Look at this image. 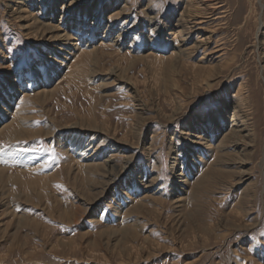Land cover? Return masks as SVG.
<instances>
[{"label": "rangeland", "instance_id": "obj_1", "mask_svg": "<svg viewBox=\"0 0 264 264\" xmlns=\"http://www.w3.org/2000/svg\"><path fill=\"white\" fill-rule=\"evenodd\" d=\"M0 130V264H264V0H0Z\"/></svg>", "mask_w": 264, "mask_h": 264}, {"label": "bare ground", "instance_id": "obj_2", "mask_svg": "<svg viewBox=\"0 0 264 264\" xmlns=\"http://www.w3.org/2000/svg\"><path fill=\"white\" fill-rule=\"evenodd\" d=\"M207 2V1H206ZM209 2H210V0H209ZM213 2H215V1H213ZM203 3V2H202ZM205 4V6H204V9H203V11H201L202 10V6ZM204 4L203 5H197V4H195L196 6H195V8L196 7H200V8H197L196 9V12H194V13H192V14H189V20H188V25H186L185 26V30H186V34L188 35V37H191V36H194V35H196V30L194 31V28H196L195 26L196 25H202V24H204V23H206V22H204L205 21V19H209V18H211L210 17V10H211V12H212V9H213V7H215L216 8V5H218L219 4V2L217 1L215 4L214 3H211V4H206L205 2H204ZM261 5V4H260ZM217 9V8H216ZM214 12V11H213ZM213 14V13H212ZM188 19V18H187ZM182 20V19H181ZM192 21H193V23H192ZM183 22H185L184 21V19H183ZM194 24V26H190L191 24ZM182 26V25H181ZM184 26V25H183ZM52 30V32H55L56 33V35L53 37V39H52V41L53 42H59V43H61V45L62 46H66V44H63V42L64 41H76L77 39H75V38H73L72 36H70L69 34H67L65 31H60V32H56L54 29H51ZM108 30H112V27H111V25L108 27V29H107V32H106V34H108ZM198 30H200V29H197V31ZM260 31V29L258 28V32ZM183 33V32H182ZM110 35V34H109ZM124 35V34H123ZM198 35V34H197ZM52 37V36H51ZM120 38H122V35L120 36V37H118L117 39H116V41L115 40H113L111 43L112 44H115V42H119V40H120ZM185 42V41H184ZM111 45V44H110ZM70 46H72L73 48H75L76 46H77V44H74V43H72ZM85 46V45H84ZM106 46V45H105ZM109 46V45H108ZM86 47V49H87V46H85ZM92 49V48H91ZM96 50V48L95 49H93V50H91L90 52L89 51H85L84 52V54L85 53H92V52H94ZM61 51V50H60ZM219 51H221V50H219ZM83 67H84V65H83V63L81 62V56L79 57V56H77V59H76V61H75V65H74V62H73V64L71 65V67H70V69H69V71L66 73V76H67V78H69V79H71L72 81H74L76 78H77V76L79 75V74H81L82 73V70H83ZM45 92H47V91H42V92H40V93H45ZM27 97V95H24L23 96V98L21 99V101L19 102V104H20V106H21V104L23 103V100H24V98H26ZM20 106H18V110H16V113H17V117H18V115H19V113H20V111H22L23 109L25 110L27 107H26V105H23L22 107H20ZM14 123H8L7 125H5L4 127H3V129L2 130H4V129H7L8 127H10V126H12ZM2 130H0V132L2 131ZM242 131V130H241ZM204 146L206 147V148H208L209 147V142L208 141H206V142H204ZM86 147V146H85ZM84 147V148H85ZM86 151H88V153H87V156H85V157H83V160H86V161H96V160H98L99 158H100V156H98V151L100 150L99 148H93L92 146H90V148L88 149V147H86ZM94 149V150H93ZM92 151V152H91ZM94 159H96V160H94ZM107 165H108V169H110L111 171H113L112 173H110V172H108L107 174L109 175L110 174V177H108L110 180V184L112 183V182H114L116 179H114V178H112V176L113 177H117V176H119L120 174H121V172L122 171H124V169H126V167H124V169H122V170H118L117 169V165H116V162H114V160L112 159V158H109L108 160H107ZM129 164H130V162H128L127 163V165L129 166ZM179 200H184V198H179ZM93 205V204H92ZM91 205V206H92Z\"/></svg>", "mask_w": 264, "mask_h": 264}, {"label": "crops", "instance_id": "obj_3", "mask_svg": "<svg viewBox=\"0 0 264 264\" xmlns=\"http://www.w3.org/2000/svg\"><path fill=\"white\" fill-rule=\"evenodd\" d=\"M37 146L42 150L43 153L45 152L46 154H49V156L52 158V154H53L54 152H52V151H50V150H48V149L44 150L43 148L40 147V144H37ZM20 153L23 154V152H21V151H20ZM37 165H39V164H37ZM124 201H127V200H120V205H121V207L124 208V209L126 208V206L132 204L131 201H130V203H128V204H124ZM117 203H119V202L117 201Z\"/></svg>", "mask_w": 264, "mask_h": 264}]
</instances>
